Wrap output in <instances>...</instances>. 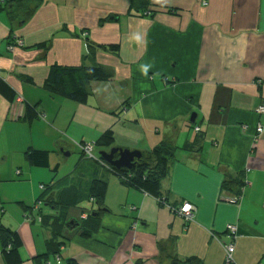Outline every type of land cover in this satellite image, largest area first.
I'll use <instances>...</instances> for the list:
<instances>
[{"label":"crops","instance_id":"obj_1","mask_svg":"<svg viewBox=\"0 0 264 264\" xmlns=\"http://www.w3.org/2000/svg\"><path fill=\"white\" fill-rule=\"evenodd\" d=\"M13 1L0 8V77L21 101L0 95V222L21 240L19 264H226L223 243L232 242L234 264H264V131L256 132L264 125V0H29L34 11L23 22L10 18ZM14 38L23 46L10 52ZM53 65L103 67L112 77L90 81L81 103L44 88ZM26 105L38 113L32 121ZM108 129L113 145L96 146ZM88 142L98 155L175 147L161 197L193 204V220L102 164L78 160L63 173L61 149L82 155L78 144ZM28 148L48 151L49 166L30 165ZM94 179L107 182L104 211L82 226L87 213L73 193ZM231 180L245 182L225 188ZM49 194L68 205L58 230L43 218L55 211L41 201ZM228 225L237 227L234 240ZM54 240L63 241L57 262L45 258Z\"/></svg>","mask_w":264,"mask_h":264},{"label":"trees","instance_id":"obj_2","mask_svg":"<svg viewBox=\"0 0 264 264\" xmlns=\"http://www.w3.org/2000/svg\"><path fill=\"white\" fill-rule=\"evenodd\" d=\"M29 0H14L12 6L9 8L10 18L14 21H26L30 15H32L34 9H28ZM144 0H132V4L138 5ZM2 4L0 5L1 8ZM27 9L24 17L20 20H15L19 17L21 8ZM109 50H116V46H108ZM81 70L82 74H78ZM79 68L74 67H62L59 65H53L50 68L49 75L44 82V88L50 91L51 93L65 95L71 100L84 103L87 99V88L86 85L90 81H106L112 77L111 72L107 71L103 67H83ZM66 83H69V89H66ZM0 95H2L6 100L13 101L17 96L15 91L0 77ZM38 117V113L34 107L30 105L25 106V118L28 121H32ZM114 137L113 131L111 129L106 130L101 134L98 140L95 142V145L101 148H108L113 145ZM94 145V147H95ZM175 147L167 143H160L158 146L153 148L148 154H142L141 158L134 161V166L131 169L121 168L116 169L110 166L108 163L100 159L87 158L82 153L80 161H90L94 163L102 164L107 170L115 175L122 184L136 188L142 192H145L155 198L164 199L161 197V181L166 177L169 167V162L171 161L174 155ZM25 157L30 165L35 167L47 168L49 166V153L48 151L36 150L33 148H28L25 152ZM105 163V165L103 164ZM244 184V180H231L225 181L223 186L229 189L239 190ZM48 189L45 185V189ZM44 189V190H45ZM46 189V190H47ZM89 194V201L97 206L98 209L91 211L86 214L85 219L80 220V222L86 224L89 219L93 218V213L99 215L104 211V198L107 190V182L103 180L94 179L91 183V186L87 188ZM78 191L73 193V197L76 196L79 198L80 194H77ZM63 195H59V200L55 201L53 197L49 194L46 198L41 201L47 203V206L54 205L55 211L50 215H43L44 219L52 220L51 226L54 227V230H58L60 215L64 214L63 210L68 205H65L61 201ZM38 200L37 202H39ZM74 201V200H73ZM36 202V203H37ZM41 202V203H42ZM35 203V204H36ZM41 203L39 210L41 208ZM60 203L64 204V207L61 209L62 212H58ZM34 204V205H35ZM86 212V211H81ZM1 214V212H0ZM76 224V220L67 222L66 225ZM81 235L88 237L90 234L88 231L81 232ZM63 241L53 242L48 241V254L45 258L53 257L54 255H60V247ZM22 243L18 234L10 229L4 227L0 222V249L2 257L5 261V264H19L22 259L20 256V247ZM68 264H72L68 262ZM170 264H202V261L198 258L191 257L185 260L172 259Z\"/></svg>","mask_w":264,"mask_h":264},{"label":"built area","instance_id":"obj_3","mask_svg":"<svg viewBox=\"0 0 264 264\" xmlns=\"http://www.w3.org/2000/svg\"><path fill=\"white\" fill-rule=\"evenodd\" d=\"M5 0H0V5L4 3ZM85 35V34H83ZM23 46V41L20 39V38H14V42L8 47L9 51L10 52H13L14 49L16 47H21ZM17 100L21 101V98L20 97H16ZM258 114L260 115H264V104H261L259 107H258ZM195 131H200V127H195ZM262 131H264V125H262L261 123L257 124V127H256V132L257 133H261ZM78 147L80 149V151L84 154L85 157L87 158H94V159H100L99 156L96 157L94 156L93 154V148H94V144L93 143H84V144H78ZM105 165V163H103ZM245 182V181H244ZM40 188L41 189H45V185H40ZM240 199V196L239 195H236V196H233L231 198L228 199L229 202L231 203H236L238 202ZM158 201L162 204V205H165L167 206L172 212H174L175 214L181 216L182 218H184V220L186 222H189V221H192L193 218H194V214L196 212V207L187 202V201H184L182 202L178 207H173V206H170L165 199H160L158 198ZM40 203L41 202H37L35 205H34V209L37 210L39 209V206H40ZM85 216H83V218H85ZM236 230H237V227L235 225H228L227 226V231L228 233L230 234V237L232 240H234L236 238L235 234H236ZM223 248H224V254H225V263L226 264H234L235 263V260H234V250H235V245H234V242L232 243H223ZM52 259H54L55 262L59 261L60 259V256L59 255H54L52 257ZM44 264H52L50 260H47L46 262H44Z\"/></svg>","mask_w":264,"mask_h":264},{"label":"water","instance_id":"obj_4","mask_svg":"<svg viewBox=\"0 0 264 264\" xmlns=\"http://www.w3.org/2000/svg\"><path fill=\"white\" fill-rule=\"evenodd\" d=\"M193 117H191V120L194 119ZM61 152L66 157L70 155V152L63 151V149H61ZM141 155L142 153L139 150L122 149L119 147L99 152L101 159L116 169H131L134 166V161L141 158Z\"/></svg>","mask_w":264,"mask_h":264},{"label":"rangeland","instance_id":"obj_5","mask_svg":"<svg viewBox=\"0 0 264 264\" xmlns=\"http://www.w3.org/2000/svg\"><path fill=\"white\" fill-rule=\"evenodd\" d=\"M93 154H96L98 155V149H94L93 150ZM99 156V155H98ZM62 159L63 158H66V160H68V165L64 166V168L62 169L63 170V173H68L70 171H72V169L77 165V162L79 160V163L81 162L80 159H81V155L78 153V151H74L73 152V155L71 156H68V157H64L62 155L61 157ZM78 163V164H79ZM88 193V190L86 187H83L82 190L80 191V196H79V202L77 204L78 207H83L84 209L80 210L81 211H86V213H90V207H88V202H89V194ZM64 207V204L63 203H60L59 205V208H58V212H62V208ZM79 212V213H80ZM78 213V214H79Z\"/></svg>","mask_w":264,"mask_h":264},{"label":"flooded vegetation","instance_id":"obj_6","mask_svg":"<svg viewBox=\"0 0 264 264\" xmlns=\"http://www.w3.org/2000/svg\"><path fill=\"white\" fill-rule=\"evenodd\" d=\"M100 157V156H99Z\"/></svg>","mask_w":264,"mask_h":264}]
</instances>
